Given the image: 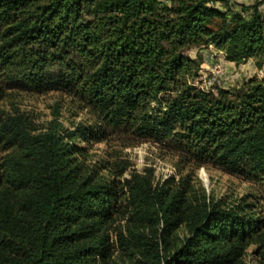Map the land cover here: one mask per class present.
<instances>
[{"label":"trees","instance_id":"1","mask_svg":"<svg viewBox=\"0 0 264 264\" xmlns=\"http://www.w3.org/2000/svg\"><path fill=\"white\" fill-rule=\"evenodd\" d=\"M213 1L0 0V264H264V194L196 173L264 179V76L203 88L187 54L261 68L264 0ZM47 93L44 122L18 106ZM143 142L173 174L132 168Z\"/></svg>","mask_w":264,"mask_h":264},{"label":"rangeland","instance_id":"2","mask_svg":"<svg viewBox=\"0 0 264 264\" xmlns=\"http://www.w3.org/2000/svg\"><path fill=\"white\" fill-rule=\"evenodd\" d=\"M256 0H214L213 5L221 9H231L241 11V6H250ZM259 10L264 14V2L259 5ZM247 13V12H246ZM190 57L200 61L198 72V85L207 88L210 86H234L241 79L252 75L264 76V61L261 68H257L253 60L248 59L240 64L226 62L220 53L208 46L206 48H191L187 53ZM54 98L53 93L28 95L21 94L17 97L20 109L30 111L38 122H44L50 115L49 106ZM103 145L101 143L91 144L89 152L100 153ZM127 157L132 163V168L141 170L144 166H151L156 179H163L175 171L173 156L160 154L156 145L143 142L136 146L125 148ZM198 178L201 180L206 191L213 196L219 197L222 194L232 196L241 195L244 192H254L257 188L264 194V179L259 183L244 181L241 178L231 176L222 171L209 167L200 166L196 170ZM176 177V175H175ZM252 247L249 248V251ZM247 264H253L250 255L247 256Z\"/></svg>","mask_w":264,"mask_h":264}]
</instances>
